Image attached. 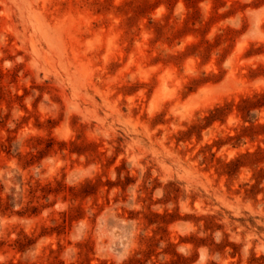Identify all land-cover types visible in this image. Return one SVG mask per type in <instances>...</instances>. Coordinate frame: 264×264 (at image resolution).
<instances>
[{
    "label": "rangeland",
    "instance_id": "374dc122",
    "mask_svg": "<svg viewBox=\"0 0 264 264\" xmlns=\"http://www.w3.org/2000/svg\"><path fill=\"white\" fill-rule=\"evenodd\" d=\"M0 264H264V0H0Z\"/></svg>",
    "mask_w": 264,
    "mask_h": 264
}]
</instances>
